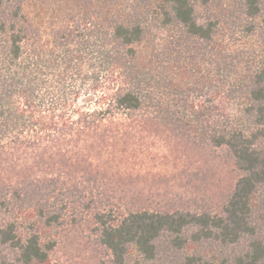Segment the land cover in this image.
<instances>
[{"label":"trees","instance_id":"obj_1","mask_svg":"<svg viewBox=\"0 0 264 264\" xmlns=\"http://www.w3.org/2000/svg\"><path fill=\"white\" fill-rule=\"evenodd\" d=\"M37 2L0 0V171L22 179L0 185V244L50 264L46 232L89 211L111 264L162 251L169 264H264V0H87L57 22ZM154 144L166 162H188L190 144L225 151L238 177L220 209L110 190L109 171L134 172ZM25 211L37 219L19 234Z\"/></svg>","mask_w":264,"mask_h":264},{"label":"rangeland","instance_id":"obj_2","mask_svg":"<svg viewBox=\"0 0 264 264\" xmlns=\"http://www.w3.org/2000/svg\"><path fill=\"white\" fill-rule=\"evenodd\" d=\"M82 1L87 0H38L37 4L54 10L55 14L50 19L57 22L64 16V13L70 12ZM160 34L163 36V33ZM165 153L166 151L161 146L154 144L145 150V153L138 154L143 157L141 156V160L133 161L134 172L122 174L123 169H112L109 171L108 177L109 189L115 188L118 182L124 184L125 188L131 186L130 196L135 202H141L144 206L151 208L219 210L225 200L226 193L232 189L238 177L232 159L225 151L199 148L190 144L187 149L188 162L180 160L173 162L172 159L166 162L162 159ZM0 173H2L0 179L2 186L9 184L10 180L16 181L14 185L18 184L17 180H22L13 177L12 172L8 170H1ZM20 174H23V171ZM33 174L40 178L51 176V172L47 169L46 171L35 170ZM19 185H21L19 188L22 191H28V187L22 182ZM43 185L48 186L43 200L40 201L47 206H53L55 201L53 197L56 192L47 195L52 192L53 185L51 182H44ZM121 196L119 193L113 195L109 202L116 204ZM88 200L86 199L84 202L86 203ZM29 202L28 206H34L37 205L39 199L36 197ZM59 205L61 204L58 202L57 206ZM28 213L25 211L24 214L18 213L14 217L18 218L19 224H23L18 231L19 234L26 232V226L37 219L35 216H29L31 213ZM71 214V210H64L60 223L54 224L49 232H46L55 240L54 246L49 252L50 264H111L110 252L99 243L89 211L78 213L74 217ZM0 251L3 255L0 257V264H19L16 262L15 252L10 246L0 244ZM166 260L162 251L159 258L152 264H163Z\"/></svg>","mask_w":264,"mask_h":264}]
</instances>
